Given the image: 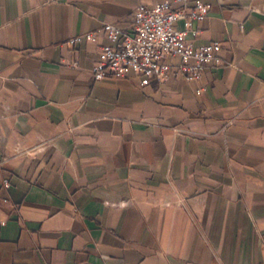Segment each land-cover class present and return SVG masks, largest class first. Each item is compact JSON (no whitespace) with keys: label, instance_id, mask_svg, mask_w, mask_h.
<instances>
[{"label":"crops","instance_id":"crops-1","mask_svg":"<svg viewBox=\"0 0 264 264\" xmlns=\"http://www.w3.org/2000/svg\"><path fill=\"white\" fill-rule=\"evenodd\" d=\"M200 1L221 64L143 87L104 28L177 0H0V264H264V0Z\"/></svg>","mask_w":264,"mask_h":264},{"label":"built area","instance_id":"built-area-1","mask_svg":"<svg viewBox=\"0 0 264 264\" xmlns=\"http://www.w3.org/2000/svg\"><path fill=\"white\" fill-rule=\"evenodd\" d=\"M187 1L177 0L181 4L177 9H171L166 2L139 7L130 33L116 25H106L104 31L115 46L101 49L99 65L92 71L94 79L101 81L110 76L134 74L141 85L147 87L166 82L171 73L182 75L186 81H196L207 68L219 66L218 43L194 49L186 41V31L195 34L191 30L192 24L208 16V8L202 1L191 0L192 7L187 6ZM178 22L183 24L184 31L176 28ZM86 38L91 39L92 35ZM79 40L74 39L71 43ZM175 59L177 64L171 62Z\"/></svg>","mask_w":264,"mask_h":264}]
</instances>
